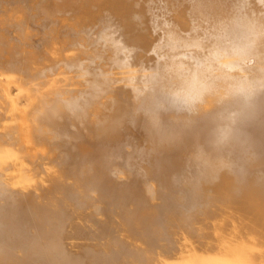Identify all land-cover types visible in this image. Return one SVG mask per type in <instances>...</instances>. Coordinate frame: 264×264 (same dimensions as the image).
<instances>
[{
    "label": "bare ground",
    "instance_id": "6f19581e",
    "mask_svg": "<svg viewBox=\"0 0 264 264\" xmlns=\"http://www.w3.org/2000/svg\"><path fill=\"white\" fill-rule=\"evenodd\" d=\"M0 264H264V0H0Z\"/></svg>",
    "mask_w": 264,
    "mask_h": 264
},
{
    "label": "clouds",
    "instance_id": "9594fccd",
    "mask_svg": "<svg viewBox=\"0 0 264 264\" xmlns=\"http://www.w3.org/2000/svg\"><path fill=\"white\" fill-rule=\"evenodd\" d=\"M235 136L236 133L230 127L217 126L210 132V146L215 150L226 149L231 144Z\"/></svg>",
    "mask_w": 264,
    "mask_h": 264
}]
</instances>
